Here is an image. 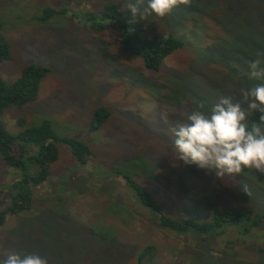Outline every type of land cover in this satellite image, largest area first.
<instances>
[{"label": "rangeland", "instance_id": "obj_1", "mask_svg": "<svg viewBox=\"0 0 264 264\" xmlns=\"http://www.w3.org/2000/svg\"><path fill=\"white\" fill-rule=\"evenodd\" d=\"M107 2L126 10L124 0H0V36L10 44L0 76L12 82L28 64L48 67L36 99L4 111L6 128L17 133L19 118L27 127L48 119L57 135L81 140L91 153L80 163L68 144L57 143V159L30 208L0 225V259L17 252L49 264H137L151 245L142 264H264V219L245 234L237 223L215 234L178 233L159 225L125 176L178 220H209L218 207L264 213V173L217 177L185 165L175 160L168 131L201 102L210 113L221 96L240 101V88L264 82L247 75V61L264 59V0H191L164 17L145 13L143 36L169 33L182 41L157 70L125 50L115 30L91 27L85 13ZM45 6L65 11L38 21ZM101 106L109 115L90 130ZM13 177L0 156V208L11 202Z\"/></svg>", "mask_w": 264, "mask_h": 264}, {"label": "trees", "instance_id": "obj_2", "mask_svg": "<svg viewBox=\"0 0 264 264\" xmlns=\"http://www.w3.org/2000/svg\"><path fill=\"white\" fill-rule=\"evenodd\" d=\"M65 9H55L45 6L41 14L36 15L38 21H47L55 14ZM91 20V27L98 31L113 29L118 33L123 48L143 59L144 65L151 70H157L162 60L182 46V41L172 34H153L150 37L142 35L143 26L140 17L135 21L127 10H121L115 3L107 2L96 12L85 13ZM131 24V25H130ZM1 28V22H0ZM131 29V30H130ZM10 58V44L0 36V62ZM48 67L38 64L24 66L20 75L12 82H6L0 76V156L3 162L15 169V177L10 182L11 202L5 208H0V225L8 214L23 212L30 208L33 190L42 185L49 176V165L57 159L58 142H64L71 148L78 162H84L90 155L88 145L74 137H61L51 127L48 119L34 126H24V120L19 118L17 124L23 128L17 132H10L1 118L9 106H23L36 99L42 78ZM109 109L98 107L94 110L89 129L96 130L106 120ZM258 112H251L248 121L260 123ZM130 186L134 189L138 199L151 207L157 216L160 226L178 233L194 232L199 234H215L222 226H241L245 234L252 229L259 228L264 219V213L254 210H238L231 207H218L211 211L209 220H178L162 212L149 191L137 183L130 176L125 175ZM152 246H145L137 257V264H142L147 255L152 254ZM264 250V244L261 245Z\"/></svg>", "mask_w": 264, "mask_h": 264}, {"label": "clouds", "instance_id": "obj_3", "mask_svg": "<svg viewBox=\"0 0 264 264\" xmlns=\"http://www.w3.org/2000/svg\"><path fill=\"white\" fill-rule=\"evenodd\" d=\"M143 3L144 0H124L122 7L135 21L149 12L164 17L180 5H190L191 0H147L146 7H142ZM247 64L249 79L264 81V59L258 57ZM239 95L241 100L236 102L231 96H221L210 113L203 111L205 103L201 102L188 115L187 122L169 127L175 138V160L214 171L217 177L239 175L253 168L264 173V82L240 88ZM242 104L247 105V110ZM251 112L260 114V123L254 122L249 127L247 118ZM0 264H49V261L39 254L21 256L8 252Z\"/></svg>", "mask_w": 264, "mask_h": 264}]
</instances>
